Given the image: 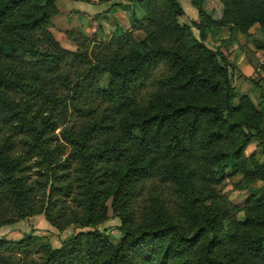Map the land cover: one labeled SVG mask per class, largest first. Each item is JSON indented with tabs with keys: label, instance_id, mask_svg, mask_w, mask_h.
I'll return each instance as SVG.
<instances>
[{
	"label": "trees",
	"instance_id": "obj_1",
	"mask_svg": "<svg viewBox=\"0 0 264 264\" xmlns=\"http://www.w3.org/2000/svg\"><path fill=\"white\" fill-rule=\"evenodd\" d=\"M59 2L0 0V227L43 214L59 231H80L59 248L34 232L1 237L0 264H229L217 250L235 235L219 229L220 209L206 202L229 168L264 183V159L246 155L254 138L264 151V110L237 92L231 63L206 41L224 27L264 33V0H220L217 21L206 0H191L207 22L191 24L179 22V0H129V30L93 41L69 31L75 50L53 32ZM190 50L217 74L197 69ZM162 66L171 96L142 108ZM250 189L232 210L244 213L246 249L264 264V185ZM109 208L121 221L117 244L97 228Z\"/></svg>",
	"mask_w": 264,
	"mask_h": 264
},
{
	"label": "rangeland",
	"instance_id": "obj_2",
	"mask_svg": "<svg viewBox=\"0 0 264 264\" xmlns=\"http://www.w3.org/2000/svg\"><path fill=\"white\" fill-rule=\"evenodd\" d=\"M114 1L109 0L112 3ZM96 2H99V4L106 3L103 0H97ZM179 2L186 12L185 16L179 18L181 24H191L192 21L207 23L199 17L198 9L192 5L191 0H179ZM63 4L64 7H62ZM63 4H61V1L59 2L60 9H69V0H65ZM109 7L108 10L104 8V11L90 16V18L82 17L81 19L79 17V21L75 20V24L78 25L77 29L80 30L79 25L81 24L80 31L88 37L89 41L106 39L116 34L119 29L125 31L131 28L129 10L125 12L126 10L124 9V11L120 7L111 5ZM111 7L114 10L111 13L107 12L112 9ZM204 9L211 19L217 21L222 18L223 4L220 0H206ZM65 14L63 13V15ZM61 16L62 14L54 19L53 32L64 47L75 50L77 48L76 39L79 38L78 34L73 36L67 34L69 31L65 28L66 21L64 20V16ZM75 16L77 15H74L73 19L76 18ZM67 17L69 21L71 17L69 15ZM212 27L215 29L219 28L217 24L213 23ZM256 27L249 31L250 34L246 35L237 31L230 35L228 27L219 28V30H210L207 34L206 45L213 50L220 49L226 56L228 62L231 63V71L234 74V83L236 84L237 92L250 96L256 108L264 110V73L258 71V76L251 81V79L244 76L245 73L243 70V68L246 69L243 63H250L253 66L262 65L259 61L264 58V49L258 47L257 41H264V33L261 31L259 25ZM193 32L196 37H199L200 32L197 29H194ZM134 35L135 39L139 41L144 38L145 33L143 31H137ZM188 53L190 61L197 69L206 71L209 74H217L214 64L207 62L200 52L190 50ZM167 74L165 66L158 69L141 95L140 104L142 108L152 110L157 106L162 107L165 101L171 96V90L164 88L160 83V79ZM249 88L251 91L248 93ZM191 97H195L197 100L206 99L202 94L198 93L182 94V98ZM252 154H256L258 158L264 159V151L260 147V141L255 138L252 139L246 151V155L250 156ZM227 173L228 177L221 184L215 185L212 188L215 190V194H217L216 198L212 202H206V205L215 204L220 209V217L216 220L219 229L235 235L230 242L218 249L217 252L220 256H227L229 264H263L251 256L246 249L243 228L244 213L235 211L234 209L232 210V208L234 205L242 206L243 202L251 194L250 187L259 188L264 183L261 181L251 182L246 179L244 180L240 175H236L235 170L231 168L228 169ZM120 225V219L109 208L107 221L98 225L97 228L101 231L106 230L113 243L117 244L122 236V232L119 229ZM79 231L72 225L63 231H59L46 221L43 214H36L27 219L17 221L12 225L0 227V238L7 237L11 240H20L23 235L34 232L36 235L48 238L54 248H59L63 240Z\"/></svg>",
	"mask_w": 264,
	"mask_h": 264
},
{
	"label": "crops",
	"instance_id": "obj_3",
	"mask_svg": "<svg viewBox=\"0 0 264 264\" xmlns=\"http://www.w3.org/2000/svg\"><path fill=\"white\" fill-rule=\"evenodd\" d=\"M60 1H61V4L65 3V0H60ZM96 1L97 0H85V1L69 0V2H70L69 9H63V8L60 9L61 14H62V16H64V18H65L64 20L66 21L65 22L66 23V25H65L66 30L70 31V30L77 29L78 25L75 24V20L79 21L78 20L79 17H81V19H82V17L90 18V16H93L95 14H99L100 12L104 11L105 10L104 8H107V10H108L110 8L109 6L110 5L112 6L113 4H118V6H116V7H120L123 10L125 9L126 11L125 10L124 11L128 12V10L126 8H123V6H121V4H123V5H129L130 4L129 0H115L113 3L112 2H106L104 4H99V2H96ZM62 7H64V4ZM63 13H66V14L63 15ZM67 15H69L71 17L69 21L67 19L68 18ZM74 15H77V16H75L76 18L73 19ZM80 25H79V28L81 30ZM256 26L257 25H255L253 28H257ZM256 38H258V37H256ZM259 62L262 65H264V58H262ZM243 64L246 66V69L243 68L244 73H245L244 76L248 79H251V81L254 80L255 77L258 76L257 72L260 70L256 71L254 66L250 63H243ZM248 86H250V85H248ZM250 91L251 90L249 88L247 92L249 93ZM248 93H246V94H248Z\"/></svg>",
	"mask_w": 264,
	"mask_h": 264
}]
</instances>
